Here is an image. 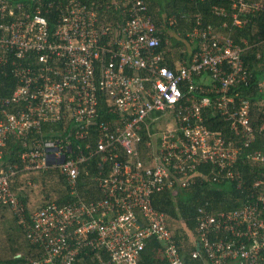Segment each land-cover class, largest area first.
Segmentation results:
<instances>
[{
    "label": "built area",
    "instance_id": "1",
    "mask_svg": "<svg viewBox=\"0 0 264 264\" xmlns=\"http://www.w3.org/2000/svg\"><path fill=\"white\" fill-rule=\"evenodd\" d=\"M85 1L36 0L31 9L0 0V65L10 64L18 81L12 93L0 95V204L15 212L35 246L31 264H138L151 238L162 243L169 264H186L168 215L152 197L195 183L204 164L213 166L215 179L234 177L231 167L256 138L250 100L235 90L251 78L243 59L247 40L238 43L198 16L189 34L198 40L196 50L172 66L145 0ZM228 1L229 8L216 5L212 12L238 27L250 13L264 12V0ZM100 6L123 14L111 42L113 28L109 21L100 25ZM50 8L58 16L53 28L45 14ZM204 74L210 82L198 81ZM259 91L264 96V77ZM100 92L116 119L99 118ZM207 107L242 143L204 124ZM159 112L173 113L177 125L152 130ZM62 121L73 124L71 133L85 148L72 147L67 136L44 139L43 126ZM16 136L28 147L20 164L6 163L5 149ZM143 142L151 152L140 150ZM249 156L264 162L263 150ZM96 157L101 199L48 203L25 217L12 188L17 174L58 167L75 194L81 165ZM259 200L215 212L199 207L200 248L192 257L203 251L207 264H264V194Z\"/></svg>",
    "mask_w": 264,
    "mask_h": 264
},
{
    "label": "trees",
    "instance_id": "2",
    "mask_svg": "<svg viewBox=\"0 0 264 264\" xmlns=\"http://www.w3.org/2000/svg\"><path fill=\"white\" fill-rule=\"evenodd\" d=\"M27 2L31 9L36 6V0H11L12 3ZM92 0H86L91 5ZM100 3V0H98ZM23 2V3H24ZM148 5L149 14L158 29L161 37L160 49H163L169 56L172 66L185 59L194 52L198 46V40L191 39L190 33L195 25L196 18L201 16L203 25L212 24L220 32L230 35L236 42L244 44L247 40L243 59L250 72L249 85H238L236 91L250 100L251 121L255 128V141L251 146L244 148L238 156L237 161L231 170L234 171L232 178L215 179L213 166L204 164L199 167L196 182L187 187L176 186L174 189H165L156 192L152 197L155 208L168 215L169 226L173 230L174 239L178 245L179 252L186 264H207L205 253L201 251L200 258H193L192 252L197 249L198 240V209L205 206L207 210L215 212L229 210L242 206L246 201H259V195L264 194V183L256 185L258 180H264V162L255 161L250 152L255 150L264 151V130L261 126L264 123V96L259 91V82L264 77V12L249 14V22L238 27L233 25L232 18L217 16L212 12L216 5H224L229 8L228 0H145ZM99 8L100 25L110 22L113 28L107 37L113 41L117 34V27L120 25L123 14L113 9V6L106 11ZM54 8L46 9V16L50 28L55 27L57 14ZM227 26L224 27L223 25ZM245 45V44H244ZM33 60V59H32ZM17 78L13 75L10 64L0 65V95L12 93L17 86ZM184 101L189 95L184 88ZM105 93L99 95V118L104 120L116 119L113 106L109 104ZM204 124L213 130L222 132L227 141L234 144L242 143L241 138L230 128V124L213 107H207L203 112ZM72 123L65 124L64 121L43 126L44 139H59L69 137L73 145L80 143L85 148L86 143L74 138L75 129L72 131ZM66 126V131L64 128ZM71 133V134H70ZM34 136H30L32 139ZM21 136L11 139L5 149L4 161L7 163L21 162V154L28 146L24 144ZM29 141V140H28ZM143 153L151 152L152 146L147 147L145 142L140 145ZM74 149V148H73ZM98 157L86 161L81 165L80 175L77 181L75 194L66 178L60 173L58 167H49L44 170L21 172L17 174L12 182V188L18 199L24 203L25 217L31 216L32 209L29 207V196L21 188L23 175L32 173V181L40 185L45 199L38 205V208L48 203L59 205L72 202L81 198L85 201L98 200L102 198V192L93 175L100 168L97 166ZM35 172L36 174H34ZM261 203V202H260ZM10 211V218L7 211ZM189 231L193 234L191 238ZM0 264H31L36 256V248L27 239L24 227L20 218L8 205L0 204ZM138 264H169L164 252L163 245L156 238H151L143 250Z\"/></svg>",
    "mask_w": 264,
    "mask_h": 264
},
{
    "label": "rangeland",
    "instance_id": "3",
    "mask_svg": "<svg viewBox=\"0 0 264 264\" xmlns=\"http://www.w3.org/2000/svg\"><path fill=\"white\" fill-rule=\"evenodd\" d=\"M163 125H169L172 126L174 125L175 121L173 119H169L168 121L165 120V118H162V122ZM34 174H36L35 172H33ZM32 173L27 174V175H23L20 177L21 179V188L23 190H25V192H27L28 196H29V207L32 209V212L38 209V205L42 202V200L45 199V194H43L42 189L40 187L39 184L34 183L32 181ZM7 216H9L10 218V211H7ZM189 235L191 238L193 237V234L189 231ZM0 240H4L3 237H0ZM5 241V240H4ZM2 243L0 242V247H1Z\"/></svg>",
    "mask_w": 264,
    "mask_h": 264
},
{
    "label": "crops",
    "instance_id": "4",
    "mask_svg": "<svg viewBox=\"0 0 264 264\" xmlns=\"http://www.w3.org/2000/svg\"><path fill=\"white\" fill-rule=\"evenodd\" d=\"M170 65H171V63H170ZM198 81L210 82V77L207 74H204L202 77H199ZM162 118H165L166 121H168L169 119H173L175 121V123L172 126L163 125L161 123L162 122ZM151 121L152 122L150 123V126H151L152 130H154V131H160V130H163V129H166V128H173V127H175L177 125L175 117H174V114L171 113V112H167V113H160L159 112V113H157V115Z\"/></svg>",
    "mask_w": 264,
    "mask_h": 264
},
{
    "label": "water",
    "instance_id": "5",
    "mask_svg": "<svg viewBox=\"0 0 264 264\" xmlns=\"http://www.w3.org/2000/svg\"><path fill=\"white\" fill-rule=\"evenodd\" d=\"M199 248H200V245L198 244V245H197V249H199Z\"/></svg>",
    "mask_w": 264,
    "mask_h": 264
}]
</instances>
